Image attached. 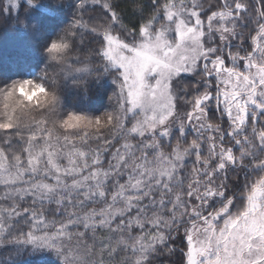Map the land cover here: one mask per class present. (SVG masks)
Returning <instances> with one entry per match:
<instances>
[{"label": "snow or ice", "instance_id": "snow-or-ice-1", "mask_svg": "<svg viewBox=\"0 0 264 264\" xmlns=\"http://www.w3.org/2000/svg\"><path fill=\"white\" fill-rule=\"evenodd\" d=\"M62 2L58 63L33 82L107 75L109 105L88 128L58 127L78 113L58 102L0 123V244L61 264H264V0Z\"/></svg>", "mask_w": 264, "mask_h": 264}, {"label": "trees", "instance_id": "trees-1", "mask_svg": "<svg viewBox=\"0 0 264 264\" xmlns=\"http://www.w3.org/2000/svg\"><path fill=\"white\" fill-rule=\"evenodd\" d=\"M72 9L62 0H0V83L16 79L41 80L50 63L44 54L48 44L69 23ZM113 84L107 75L66 78L57 88L61 111L92 116L108 108ZM0 264H61L53 249L30 244H0Z\"/></svg>", "mask_w": 264, "mask_h": 264}, {"label": "clouds", "instance_id": "clouds-1", "mask_svg": "<svg viewBox=\"0 0 264 264\" xmlns=\"http://www.w3.org/2000/svg\"><path fill=\"white\" fill-rule=\"evenodd\" d=\"M57 39L58 36L53 40ZM50 45L51 42L44 49L47 62L50 64L58 63L60 54H50L48 51ZM53 55L56 56V59H53ZM57 102L60 104V96L57 91L39 87L37 83L33 82V79L12 80L8 84L0 86V123L15 124L31 119L39 112L50 110ZM71 112L75 113L74 111ZM82 117L92 118L94 121L95 116L75 113L63 120L56 121V124L58 127L64 128H88V119H82Z\"/></svg>", "mask_w": 264, "mask_h": 264}]
</instances>
